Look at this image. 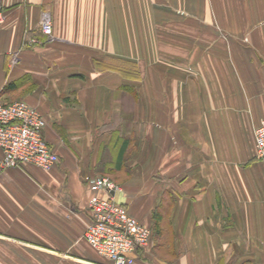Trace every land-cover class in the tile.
Wrapping results in <instances>:
<instances>
[{"label": "crops", "instance_id": "1", "mask_svg": "<svg viewBox=\"0 0 264 264\" xmlns=\"http://www.w3.org/2000/svg\"><path fill=\"white\" fill-rule=\"evenodd\" d=\"M0 13V96L36 106L60 156L0 172V264H113L84 237L93 176L153 230L136 264H264V0H0Z\"/></svg>", "mask_w": 264, "mask_h": 264}, {"label": "built area", "instance_id": "2", "mask_svg": "<svg viewBox=\"0 0 264 264\" xmlns=\"http://www.w3.org/2000/svg\"><path fill=\"white\" fill-rule=\"evenodd\" d=\"M4 14L0 13V20ZM42 32L53 35V20L49 11L42 13ZM47 120L41 111L27 100L4 102L0 96V172L30 162L51 169L59 162V154L50 148L45 138ZM256 155L264 162V118L256 128ZM88 183L95 192L89 200L92 221L84 237L113 264H136V254L150 248L153 230L117 202L112 192L119 186L109 177L93 176ZM107 191L105 196L101 192Z\"/></svg>", "mask_w": 264, "mask_h": 264}, {"label": "rangeland", "instance_id": "3", "mask_svg": "<svg viewBox=\"0 0 264 264\" xmlns=\"http://www.w3.org/2000/svg\"><path fill=\"white\" fill-rule=\"evenodd\" d=\"M19 100H21V99H19ZM17 101V100H16ZM13 102H15V101H13ZM8 103H12V102H8ZM59 161H60V159H59ZM114 181V180H113ZM115 182V181H114ZM116 183V182H115ZM117 184V183H116Z\"/></svg>", "mask_w": 264, "mask_h": 264}]
</instances>
